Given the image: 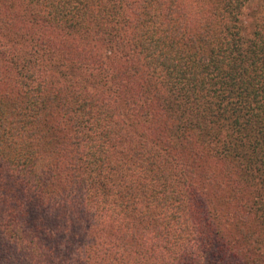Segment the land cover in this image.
<instances>
[{
  "label": "trees",
  "instance_id": "1",
  "mask_svg": "<svg viewBox=\"0 0 264 264\" xmlns=\"http://www.w3.org/2000/svg\"><path fill=\"white\" fill-rule=\"evenodd\" d=\"M0 0V264H264V3Z\"/></svg>",
  "mask_w": 264,
  "mask_h": 264
},
{
  "label": "rangeland",
  "instance_id": "2",
  "mask_svg": "<svg viewBox=\"0 0 264 264\" xmlns=\"http://www.w3.org/2000/svg\"><path fill=\"white\" fill-rule=\"evenodd\" d=\"M264 3V0H252L249 4L248 7L246 9V12L244 14V26H245V31L248 32L249 29L247 28L248 22H249V18H250V14L256 10L259 9L261 7V5Z\"/></svg>",
  "mask_w": 264,
  "mask_h": 264
}]
</instances>
